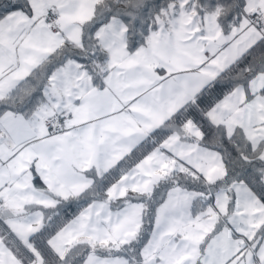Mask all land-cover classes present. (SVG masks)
Masks as SVG:
<instances>
[{
  "label": "snow or ice",
  "instance_id": "6c2138e0",
  "mask_svg": "<svg viewBox=\"0 0 264 264\" xmlns=\"http://www.w3.org/2000/svg\"><path fill=\"white\" fill-rule=\"evenodd\" d=\"M0 264H264V0H0Z\"/></svg>",
  "mask_w": 264,
  "mask_h": 264
}]
</instances>
